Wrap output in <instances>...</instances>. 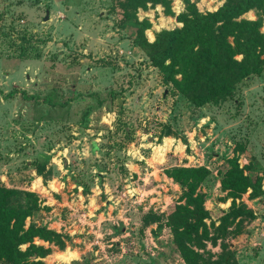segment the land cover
Masks as SVG:
<instances>
[{"label":"rangeland","instance_id":"1","mask_svg":"<svg viewBox=\"0 0 264 264\" xmlns=\"http://www.w3.org/2000/svg\"><path fill=\"white\" fill-rule=\"evenodd\" d=\"M189 1L204 12L223 0ZM109 6L0 0V184L37 194L41 207L25 224L66 235L61 250L34 239L50 246L44 264H184L162 217L145 215L172 210L180 190L164 170L175 165L209 170L198 190L210 233V221L216 225L230 202L218 181L226 158L250 163L264 191V68L226 98L195 107L161 80ZM184 7L171 0L173 14L159 4L138 9V18L150 21L147 40L180 26L175 15ZM247 194L240 200L254 217L231 224L223 239L235 247L238 264H264V192ZM204 243V251H218Z\"/></svg>","mask_w":264,"mask_h":264},{"label":"trees","instance_id":"2","mask_svg":"<svg viewBox=\"0 0 264 264\" xmlns=\"http://www.w3.org/2000/svg\"><path fill=\"white\" fill-rule=\"evenodd\" d=\"M109 1L110 10L119 13L118 25L131 29L132 44L157 69L161 80L195 107L226 98L238 83L264 68V31L260 29L264 22V0H223L214 10L204 12L198 11L193 2L182 0L184 10L175 15L180 26L161 28L151 41L144 33L150 21L138 18L137 10L159 4L164 14H173L171 0ZM248 10L254 11L253 19L242 16ZM75 94L76 99L79 92ZM89 112V107L83 110L82 125H86ZM169 134L166 129L164 135ZM225 163L218 181L224 198L230 202L216 218V225L210 221L211 233L204 221L209 215L203 205L204 194L198 190L209 173L203 165L165 169V175L178 185V200L166 215H145L146 221L153 222L162 217L184 264H238L235 247H229L223 239L226 229L254 217L240 200L241 195L248 192V198H255L264 191L262 176L251 173L250 163L239 166L234 155L226 158ZM42 171L43 167H35L36 174L43 178ZM39 202L33 191L0 184V264H44L40 258L50 252V246L34 243L35 238L59 250L64 248L66 235L44 224H25V219L40 209ZM156 227L159 229L160 224ZM205 241L217 245L218 251L215 254L204 251Z\"/></svg>","mask_w":264,"mask_h":264},{"label":"water","instance_id":"3","mask_svg":"<svg viewBox=\"0 0 264 264\" xmlns=\"http://www.w3.org/2000/svg\"><path fill=\"white\" fill-rule=\"evenodd\" d=\"M47 17H48V10L45 9L44 16H43V20H45Z\"/></svg>","mask_w":264,"mask_h":264},{"label":"bare ground","instance_id":"4","mask_svg":"<svg viewBox=\"0 0 264 264\" xmlns=\"http://www.w3.org/2000/svg\"><path fill=\"white\" fill-rule=\"evenodd\" d=\"M64 258H65V260L69 259V257H65V256H64Z\"/></svg>","mask_w":264,"mask_h":264},{"label":"crops","instance_id":"5","mask_svg":"<svg viewBox=\"0 0 264 264\" xmlns=\"http://www.w3.org/2000/svg\"><path fill=\"white\" fill-rule=\"evenodd\" d=\"M175 23H176V21H175ZM178 24H179V23H178ZM151 39H153V35H152Z\"/></svg>","mask_w":264,"mask_h":264}]
</instances>
